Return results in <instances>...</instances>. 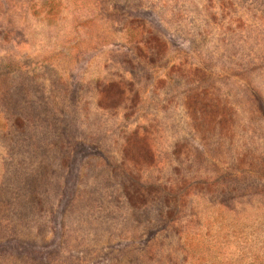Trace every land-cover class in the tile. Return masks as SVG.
I'll return each instance as SVG.
<instances>
[{
  "label": "rangeland",
  "instance_id": "374dc122",
  "mask_svg": "<svg viewBox=\"0 0 264 264\" xmlns=\"http://www.w3.org/2000/svg\"><path fill=\"white\" fill-rule=\"evenodd\" d=\"M0 264H264V0H0Z\"/></svg>",
  "mask_w": 264,
  "mask_h": 264
}]
</instances>
